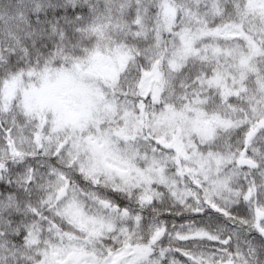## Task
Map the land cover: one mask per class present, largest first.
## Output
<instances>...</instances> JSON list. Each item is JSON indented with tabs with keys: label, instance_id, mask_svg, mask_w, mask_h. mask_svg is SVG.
<instances>
[{
	"label": "snow or ice",
	"instance_id": "6c2138e0",
	"mask_svg": "<svg viewBox=\"0 0 264 264\" xmlns=\"http://www.w3.org/2000/svg\"><path fill=\"white\" fill-rule=\"evenodd\" d=\"M0 264H264V0H0Z\"/></svg>",
	"mask_w": 264,
	"mask_h": 264
}]
</instances>
